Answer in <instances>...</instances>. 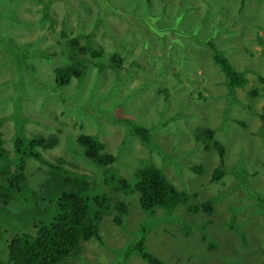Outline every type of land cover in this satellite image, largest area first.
I'll list each match as a JSON object with an SVG mask.
<instances>
[{
	"label": "rangeland",
	"instance_id": "374dc122",
	"mask_svg": "<svg viewBox=\"0 0 264 264\" xmlns=\"http://www.w3.org/2000/svg\"><path fill=\"white\" fill-rule=\"evenodd\" d=\"M42 1L14 0L11 9L2 3L3 10H12L20 21L11 20V25L10 19H2V26L10 30L5 37L13 45L1 46L0 70L7 71L5 78L23 79L0 83L5 147L13 153L12 142L17 137L58 135L61 145L43 151V157L51 163L60 162L63 157L76 166L61 162V167L89 173L90 163L77 137L82 133L97 135L113 155L124 146L116 165L122 177L133 181L141 158L154 165H160L162 158L145 149L128 124L111 122L95 110L103 97L108 99L101 109L113 102L119 106L115 110L117 117L146 127L171 117L174 120L167 131L176 127L186 134L205 124L222 127L224 133L239 137L236 143L223 141L225 176L233 187L232 194L226 202L216 203L215 214L207 218L193 214L187 205L170 214L153 211L155 227L149 232L146 245L158 258L174 264H264V205L253 196L256 193L264 198L263 99L260 95L248 96L251 85L243 90H228L226 78L207 45L212 42L237 71L251 74L258 91L262 87L261 73L254 68L258 66L260 72L264 69V0H50L48 11L54 24L49 21L48 28L41 19L45 6ZM61 31L72 37L84 32L93 34L89 40L81 37L82 45L92 42L103 56L98 59L95 54H88L89 65L98 61L101 69L91 64L81 82L72 78L68 85L57 87L55 68L69 63L62 42L58 41ZM28 42L38 43L29 48ZM37 45L45 52H35ZM19 47H24V51ZM116 55L122 59L120 69L111 62ZM81 57L83 54L77 60ZM262 74L264 77V71ZM159 131L152 141L168 153L172 136L166 137L165 129ZM207 155L208 179L186 186L192 194L198 192L191 200L194 203L203 196L217 194L218 186L212 176L219 167V158L214 153ZM239 159L248 163L237 173L233 161ZM27 169L28 182L35 187L37 176L48 168L39 161L28 160ZM165 171L173 176L172 167L167 165ZM243 176H247L248 184L256 186L246 185ZM138 194L125 199L129 212L122 226L114 221L113 213L100 222L106 244L96 240L84 243L80 258L61 264H113L125 258L126 245L139 237L135 234L139 221L150 217L140 207ZM23 196L28 200L20 219L11 224L9 234L0 228V264L9 263L8 243L13 234H32L41 225H50L56 215L55 202L60 196L57 191H30ZM235 210L237 214L241 211L248 221L244 230L249 237L247 243L239 237L240 233H230L222 226ZM206 222L207 230L203 232L200 226ZM205 233L219 236L215 239L217 248L209 249V237L202 238ZM130 258L125 264H147L137 254Z\"/></svg>",
	"mask_w": 264,
	"mask_h": 264
},
{
	"label": "trees",
	"instance_id": "16d2710c",
	"mask_svg": "<svg viewBox=\"0 0 264 264\" xmlns=\"http://www.w3.org/2000/svg\"><path fill=\"white\" fill-rule=\"evenodd\" d=\"M40 1L43 3L42 0ZM3 2L7 3L8 8L11 9L10 4L14 0H0V48L1 46L8 48L13 44H11V40L8 41L5 37L6 34L10 33V30L2 26V19L20 20L12 10H3ZM49 2L50 0H44V13L41 18L45 24H48L47 28L50 26L49 21H51V25L54 24L48 11ZM11 25H13L12 21ZM81 37L89 40L92 39L93 34L84 32L72 37L67 31L59 33L58 41L62 42L61 45L63 51L68 54L69 63L55 68L57 87L68 85L72 78H76L78 82H81L86 72H89L91 64L97 65L98 69L102 64H99L98 61H92L89 65V62H87L88 54H95L100 59L103 52L94 49L92 42L82 45ZM36 43L28 42L27 46L32 48ZM207 45L213 51H211V54L214 63L218 65L226 77L228 90L234 91L237 88H243L248 80L244 73L246 70L244 72L237 71L219 53L212 42L207 43ZM19 48L24 51V47ZM35 52L45 51L37 45ZM200 52L205 56L203 51L200 50ZM80 54H83V57L77 60ZM111 62L116 64L119 69L122 67V59L117 55L112 56ZM254 70L261 73L259 78L262 80V97L264 100V77L262 74L264 69L260 72L257 66ZM5 72L7 71L0 70V77L3 78L0 83L23 82L22 78H5ZM107 99V97H103L100 100L102 104L96 107L95 110H100L101 115H104L111 122L128 124L143 147L148 148L151 154L157 153L162 158V160L160 159V165L145 161V157L141 158V165L136 168L133 181L122 177L116 165L124 146L118 149L116 155H113L109 153L97 135L79 134L77 143L83 148L84 157L89 160L88 163L91 167L89 173H86V171L79 173L61 167V164H63L61 162L76 166V163L67 162L63 157H61L60 162L54 163L48 162L43 157V151L52 150L61 145L58 135L47 137L37 134L33 137H17L12 142L13 153H11L5 147L6 141L2 132L5 119L0 118V161L3 162L0 163V228L4 227L3 233L9 234L11 224L20 219L19 217L23 214L24 206L28 200V198H24V192L33 191L34 194H37L49 190L57 191L60 195L58 201L55 202L56 215L50 225H41L32 234L15 233L12 235L11 241L8 243L9 263L7 264H61L72 258H80L84 243L96 240L101 244H106V240L100 231V222L108 217L107 215L113 213L115 214L114 221L122 226L123 220L127 218L129 212V204H126L125 199L138 193L139 205L145 212L150 213V217H145L139 221L135 233L139 237L136 241L126 245L128 248L125 252V258L113 264H125L128 259L131 260L130 256L133 254H137L147 264H174L158 258L149 251L146 245L147 236L155 227L151 213L163 210L165 214H170L177 207L187 205L188 210L193 214L207 218L215 214L216 203L226 202L228 196L232 194L233 187L228 185L225 176L227 164L223 154L225 150L223 141L228 139L235 142L239 138L237 135L224 133L222 127H208L207 124L202 125L204 127L195 126L189 129L186 134L181 133L180 128L176 129V127L167 131V127L170 121L174 120V117L162 120L160 124L153 127L135 124L128 118L117 117L115 112L119 106L113 104V102L108 107L101 109L103 108L101 106H105ZM177 112L181 114V111ZM159 129L166 130V137L172 136L173 143L168 153L164 151L160 144L152 141L156 135L155 132ZM205 150L214 153L219 158V167L213 171L212 176V180L218 186L217 194L203 196L201 201L194 203L191 200L198 195V192L192 194L186 186L189 183L194 185L196 182H203L208 179V176L205 175L207 169H209L207 164L208 152L204 154ZM28 160L39 161L48 168L46 171L42 170L41 174L37 176L35 187L28 182L26 173L28 172ZM245 163H248V160L233 161L237 173L241 172L240 169ZM82 164L80 162L79 166H82ZM167 165L172 167L173 176L167 175L165 171ZM243 178L250 188L256 186L248 184L247 176H243ZM241 183L244 182L241 181ZM199 195L206 194H200L199 192ZM253 196L264 205L263 197L256 193ZM253 196L250 195V198ZM240 212L237 214V210L233 211V216L231 215L224 224L222 223V226L226 227L230 233L236 231V233H240L239 237L241 236L242 240L247 243L249 237L244 230L248 227V221L244 220ZM219 220L221 221L220 217ZM183 223L186 227H189L185 221ZM208 223L206 222V225L201 224L200 227L203 232H206ZM123 227H127V225ZM208 237L205 233L202 238L206 240ZM216 238H219V236L214 234L209 237V249L217 248Z\"/></svg>",
	"mask_w": 264,
	"mask_h": 264
},
{
	"label": "clouds",
	"instance_id": "9594fccd",
	"mask_svg": "<svg viewBox=\"0 0 264 264\" xmlns=\"http://www.w3.org/2000/svg\"><path fill=\"white\" fill-rule=\"evenodd\" d=\"M245 73V72H244ZM246 74V73H245ZM225 76V75H224ZM226 78V77H225ZM246 78L248 79L247 80V83L246 85L243 87V88H237L236 91L238 90H243V89H246L249 85H251V88L250 90L248 91V96L250 98H255L256 97V94L258 93V95H260V97L263 99L262 97V87H260L257 91V88L258 86L254 83V81L252 80L251 78V74L247 75L246 74ZM227 86V85H226ZM262 109H263V112H264V100H263V105H262Z\"/></svg>",
	"mask_w": 264,
	"mask_h": 264
},
{
	"label": "flooded vegetation",
	"instance_id": "af4514ba",
	"mask_svg": "<svg viewBox=\"0 0 264 264\" xmlns=\"http://www.w3.org/2000/svg\"><path fill=\"white\" fill-rule=\"evenodd\" d=\"M227 104V103H226ZM220 109H222V108H220ZM248 137H249V135H247Z\"/></svg>",
	"mask_w": 264,
	"mask_h": 264
},
{
	"label": "bare ground",
	"instance_id": "6f19581e",
	"mask_svg": "<svg viewBox=\"0 0 264 264\" xmlns=\"http://www.w3.org/2000/svg\"><path fill=\"white\" fill-rule=\"evenodd\" d=\"M180 73V72H179Z\"/></svg>",
	"mask_w": 264,
	"mask_h": 264
}]
</instances>
